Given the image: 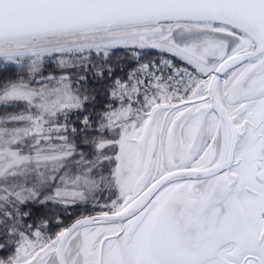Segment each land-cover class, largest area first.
<instances>
[{
    "label": "snow or ice",
    "instance_id": "1",
    "mask_svg": "<svg viewBox=\"0 0 264 264\" xmlns=\"http://www.w3.org/2000/svg\"><path fill=\"white\" fill-rule=\"evenodd\" d=\"M0 264H264V0H0Z\"/></svg>",
    "mask_w": 264,
    "mask_h": 264
},
{
    "label": "rangeland",
    "instance_id": "2",
    "mask_svg": "<svg viewBox=\"0 0 264 264\" xmlns=\"http://www.w3.org/2000/svg\"><path fill=\"white\" fill-rule=\"evenodd\" d=\"M121 51V52H120ZM153 51V53L154 54H156L157 55V53L154 51V50H152ZM124 56H126V52H125V50H123V49H120V50H118L117 51V58H122V59H124ZM152 57L153 58H155V56H153L152 55ZM81 211H83V209L81 208V207H79V206H71L69 209H68V212L67 213H64V216L63 217H61L62 219H66V218H74L75 216V218L74 219H76L77 218V216L81 213ZM73 219V220H74Z\"/></svg>",
    "mask_w": 264,
    "mask_h": 264
},
{
    "label": "trees",
    "instance_id": "3",
    "mask_svg": "<svg viewBox=\"0 0 264 264\" xmlns=\"http://www.w3.org/2000/svg\"><path fill=\"white\" fill-rule=\"evenodd\" d=\"M120 52H121V51H120ZM151 54H154L153 51H151ZM120 59H122V58H120ZM124 60H127V56H124ZM129 63L132 64V66H134V62L129 61ZM69 208H70V207H69ZM69 208H68V209H69ZM63 216H64V213H61V217H63ZM75 217H76V216H75ZM75 217H74V218H75ZM74 218H73V219H74ZM73 219H72V218H66V219L64 220V223H65V224H70V223L73 221ZM56 230H58V229H53V231H56Z\"/></svg>",
    "mask_w": 264,
    "mask_h": 264
},
{
    "label": "flooded vegetation",
    "instance_id": "4",
    "mask_svg": "<svg viewBox=\"0 0 264 264\" xmlns=\"http://www.w3.org/2000/svg\"><path fill=\"white\" fill-rule=\"evenodd\" d=\"M151 55L156 56V54H151Z\"/></svg>",
    "mask_w": 264,
    "mask_h": 264
}]
</instances>
